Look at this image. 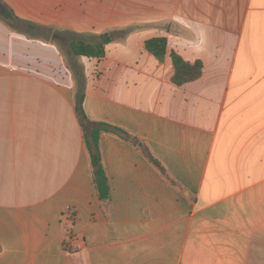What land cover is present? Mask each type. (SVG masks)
I'll return each mask as SVG.
<instances>
[{
	"label": "crops",
	"instance_id": "1",
	"mask_svg": "<svg viewBox=\"0 0 264 264\" xmlns=\"http://www.w3.org/2000/svg\"><path fill=\"white\" fill-rule=\"evenodd\" d=\"M2 1L55 31L135 28L79 57L101 73L83 107L161 167L102 132V199L62 48L0 21V264H264V0ZM171 52L201 77L175 85Z\"/></svg>",
	"mask_w": 264,
	"mask_h": 264
},
{
	"label": "trees",
	"instance_id": "2",
	"mask_svg": "<svg viewBox=\"0 0 264 264\" xmlns=\"http://www.w3.org/2000/svg\"><path fill=\"white\" fill-rule=\"evenodd\" d=\"M0 7L3 10V14H0V19L10 21V23L12 22V28L19 33L36 39L56 42L60 45L63 51L64 48H70L67 52L68 61L77 79L75 111L84 130V137L94 170L95 183L102 199H107L109 197L108 177L102 163V155L99 145V137L102 132H111L126 139H132L136 145L143 148L145 155L155 165L161 167L158 160L154 158L149 150L141 145L138 140L132 138L128 132L108 123L91 122L87 118L83 107L86 95V77L84 72L80 70L79 67L81 66L76 59L79 57H87L89 59H101L105 57L106 47L109 44L125 40L135 28H126L102 34H93L90 36L84 34L77 36V38H67L60 33H56L51 27L38 25L18 17L2 0H0ZM145 48L157 60L163 62L168 52V40L164 37L151 38L145 42ZM170 56L175 71L172 82L175 85L180 86L185 83L193 82L201 77L203 64L200 61L191 64L185 61L176 52H171Z\"/></svg>",
	"mask_w": 264,
	"mask_h": 264
},
{
	"label": "rangeland",
	"instance_id": "3",
	"mask_svg": "<svg viewBox=\"0 0 264 264\" xmlns=\"http://www.w3.org/2000/svg\"><path fill=\"white\" fill-rule=\"evenodd\" d=\"M105 2L108 4V3H111L110 1H104V4H105ZM0 21L4 24V25H6V26H8L11 30H13V31H15V32H17V33H19L18 31H16V30H14L13 28H12V26H11V23H10V21H6V20H4V19H0ZM56 33H60L62 36H65V37H67V38H77V36H79V35H84V34H88V36H90V35H93V34H97V33H77V32H74V31H55ZM71 33V34H70ZM75 34V35H74ZM87 36V35H86ZM78 38H81V37H78ZM39 40H42V39H39ZM42 41H45V40H42ZM70 50V48L68 47V48H64V54H65V57H66V61H67V66H68V68L70 69V71H71V73L73 74V76H74V78H75V81H76V87H77V79H76V76H75V73H74V71H73V69L71 68V65L69 64V61H68V56H67V52ZM76 61L79 63V65L81 66V67H79L80 68V70H82L83 72H84V75H85V77H86V84H87V70H88V68L91 70L92 69V71H91V73H92V75H93V77H94V79H98V78H100V76H101V73H100V70L99 69H94V67H91L90 66V64H89V61H88V59H86L85 60V63L86 64H83V63H80V61H79V58H77L76 59Z\"/></svg>",
	"mask_w": 264,
	"mask_h": 264
},
{
	"label": "built area",
	"instance_id": "4",
	"mask_svg": "<svg viewBox=\"0 0 264 264\" xmlns=\"http://www.w3.org/2000/svg\"><path fill=\"white\" fill-rule=\"evenodd\" d=\"M69 248L73 251H79L84 248L85 240L81 234H71L68 240Z\"/></svg>",
	"mask_w": 264,
	"mask_h": 264
},
{
	"label": "water",
	"instance_id": "5",
	"mask_svg": "<svg viewBox=\"0 0 264 264\" xmlns=\"http://www.w3.org/2000/svg\"><path fill=\"white\" fill-rule=\"evenodd\" d=\"M0 14H3V10L1 9V7H0Z\"/></svg>",
	"mask_w": 264,
	"mask_h": 264
}]
</instances>
